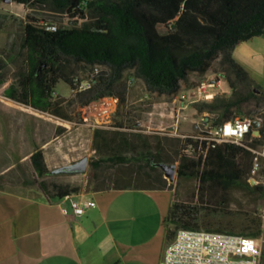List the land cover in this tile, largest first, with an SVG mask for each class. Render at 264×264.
<instances>
[{
  "label": "trees",
  "instance_id": "1",
  "mask_svg": "<svg viewBox=\"0 0 264 264\" xmlns=\"http://www.w3.org/2000/svg\"><path fill=\"white\" fill-rule=\"evenodd\" d=\"M31 10L21 25L25 67L4 96L35 111L69 121L64 100L56 95L59 81L76 92L78 80L65 75V60L94 67L108 66L87 91L76 93L68 104L79 107L88 101L111 95L123 102L112 88L130 70L136 79L159 94L174 93L189 74L206 72L219 56L218 75L226 82L230 96H214L193 103L198 114H206L204 127L221 126L227 121L259 116L264 97L249 74L232 57L234 47L264 35V0H11ZM55 16L71 22L63 26ZM0 18H5L0 16ZM161 26L164 32L157 28ZM1 86V74H0ZM123 123L115 129H95L92 138L94 159L89 162L92 183L99 180L104 163L115 169L106 190H164L172 184L153 163H166L162 156L167 136L128 133ZM200 134V133H198ZM193 135L194 136H197ZM252 147L264 146V137L248 134ZM177 179L191 180L200 195L222 196L233 191L245 194L250 205L264 199V186L248 182L252 153L240 146L186 138L174 139ZM12 179L0 175V192L6 186L35 190L59 200L78 195L79 187L47 183L48 170L38 148L17 164ZM264 174V171H262ZM261 173V174H262ZM8 180V181H7ZM91 183V184H92ZM167 240L180 229L234 234L255 240L264 237V224L257 208L239 221L205 213L197 204L173 199L163 221ZM264 263V250L262 251Z\"/></svg>",
  "mask_w": 264,
  "mask_h": 264
},
{
  "label": "rangeland",
  "instance_id": "2",
  "mask_svg": "<svg viewBox=\"0 0 264 264\" xmlns=\"http://www.w3.org/2000/svg\"><path fill=\"white\" fill-rule=\"evenodd\" d=\"M14 3V2H13ZM7 9V12L4 11ZM31 10L24 6H19L14 3L13 6H5L0 0V175H7L6 179H12L13 175H17V164L24 162L28 156L36 149H40L43 153L44 164L48 171L55 168L71 164L84 157L89 159V162L94 159V152L92 150V131L86 127L75 124L78 113L80 111L79 104L74 103L69 106L68 102L73 99L76 93L81 91L76 90L72 92L70 86L63 81H59L55 87L56 95L64 100L62 107L65 114L70 117L69 121L62 120L58 117L35 111L27 106L14 102L4 96V91L17 80V75L21 69L25 67L26 51L22 46L21 25L24 22L26 15L30 14ZM56 19L63 26H70L71 22L62 16H55ZM159 32H164V29L159 26ZM256 41V40H253ZM252 41L242 42L235 46L234 57L239 59L249 70L251 74L258 79H262L264 70L258 66L256 59L249 60L248 54L256 51V44ZM260 45V44H259ZM264 46V45H263ZM257 52V51H256ZM259 59V58H258ZM65 64V75L83 82L87 80L94 70L95 73H101L108 77L110 70L108 66L97 64L94 67L86 66L77 63L74 60L67 59ZM219 60H214L209 68L210 75L216 79L218 75ZM131 71L125 70L123 77L114 84L112 88L113 94L123 96V102L116 109V112L110 119L109 125L104 129H115L116 123H123L124 131L128 133H137L140 129L137 127L136 120L146 122L149 118L148 112L154 108L153 103H158V107L163 110L166 105H160L163 102H171V93H164L163 95L156 91H150L140 79H136L132 75L133 84H128L127 79L130 77ZM206 79L201 74H192L188 77L186 84L190 86V90L195 91L200 83ZM183 85L185 81H182ZM132 85L137 90H145L151 95L147 102L138 101V96L132 92ZM187 100V98H185ZM196 98L191 97L190 100ZM178 101V100H177ZM201 102V101H199ZM178 104V102H177ZM176 104V105H177ZM193 106V103L190 105ZM193 110L189 109L180 113L177 117L170 118L165 116L158 118L167 125L174 123L177 125V131H184L189 129L184 135L193 136L201 133L204 130L203 125L199 122L198 117L192 116ZM166 115H169L168 113ZM199 122L200 128L198 130H191V120ZM150 134L156 132L149 131ZM171 132V131H170ZM164 130L163 133H170ZM183 135L175 134L174 136H167L168 141L165 142V152L162 156L166 164H175L177 166L178 156L175 153L174 139H183ZM114 168L109 163H104L98 170L99 180L95 184L92 183L91 168L83 175L68 176L56 175L48 176L47 183L49 190L52 184L68 185L71 187H79L80 193H87L93 191L94 186L109 187L112 184V174ZM256 179V178H255ZM7 180V181H8ZM92 183V184H91ZM171 190L169 193L173 199L186 202L190 204H197L205 213L215 215V217L239 221L244 214L250 213L251 210L257 208L262 216L264 224V199L261 200L257 206L250 205L246 199L245 194L240 191H233L222 196H210V194L200 195L196 190L195 183L191 180L177 179L175 175L174 182L171 183ZM255 185V184H254ZM23 188L6 186L0 193V221L4 217L12 216L15 212V201L11 195H28L27 190ZM31 192L30 194H34ZM51 201L54 197L50 198ZM257 244L264 250V237L256 240Z\"/></svg>",
  "mask_w": 264,
  "mask_h": 264
},
{
  "label": "crops",
  "instance_id": "3",
  "mask_svg": "<svg viewBox=\"0 0 264 264\" xmlns=\"http://www.w3.org/2000/svg\"><path fill=\"white\" fill-rule=\"evenodd\" d=\"M5 1L2 0L5 6L14 4ZM4 11L7 12V9ZM249 41L258 47L257 52L248 54L249 60L256 59L263 71L264 35ZM234 50L233 59L247 71L264 97V74L262 79L251 74V70L234 57ZM215 60H219V56ZM209 72L208 69L201 74L210 82L203 92L199 87L192 91L186 82L183 85L181 81L179 88L170 94L171 102L160 104L167 106L165 110L158 107V103H153L155 107L147 113L151 118L146 122L136 120L137 127L145 128L138 132L150 134L149 131L154 130L155 134L164 136L184 135L188 128L177 131V125H167L157 117L169 116L174 119L189 109L193 110L192 116L198 117L204 127L206 114H198L190 105L210 101L216 95L230 96L226 82L219 75L214 79V74L210 75ZM192 74L198 73L192 72L189 77ZM131 91L140 102H147L149 96L153 95L145 90L138 91L134 85ZM191 97L196 99L190 100ZM199 122L191 120L190 129L198 130ZM164 130L171 132L163 133ZM91 131L93 138L94 130ZM22 190H27L28 195H11L13 201L16 200L15 213L0 221V264H158L172 241L166 239L163 225L173 202V197L169 196L173 192L170 189H110L79 193L72 197L80 202L95 203V207L87 209L80 218L73 215L67 200L55 198L51 201V192L45 196L35 190ZM32 191L35 193L30 194ZM62 207L67 209V215L63 214Z\"/></svg>",
  "mask_w": 264,
  "mask_h": 264
},
{
  "label": "built area",
  "instance_id": "4",
  "mask_svg": "<svg viewBox=\"0 0 264 264\" xmlns=\"http://www.w3.org/2000/svg\"><path fill=\"white\" fill-rule=\"evenodd\" d=\"M100 73L91 72L89 78L76 84L78 91H87L92 82ZM128 84H133L132 74L127 79ZM210 84L209 80L202 81L199 90L203 92ZM118 99L105 95L88 101L80 108L75 124L90 130L104 129L109 125L112 115L118 107ZM259 116L227 121L219 127L204 130L193 138L212 143V147L219 144H232L240 146L253 155L252 168L248 182L264 186V146L252 147L253 139H246L248 134L259 137L260 130L264 137V108L259 109ZM253 120L260 122L259 134L253 135L251 123ZM264 140V139H263ZM262 173V174H261ZM256 178V179H255ZM69 202L72 213L80 218L87 209L95 207L92 201H78L72 196L63 198ZM62 212L67 215V209L62 207ZM158 264H264L261 248L255 239L226 233L205 230L180 229L175 233L173 240L167 245Z\"/></svg>",
  "mask_w": 264,
  "mask_h": 264
},
{
  "label": "water",
  "instance_id": "5",
  "mask_svg": "<svg viewBox=\"0 0 264 264\" xmlns=\"http://www.w3.org/2000/svg\"><path fill=\"white\" fill-rule=\"evenodd\" d=\"M6 3H11V0H6ZM253 128V135L257 136L259 134L260 122L257 120H253L251 123ZM174 128L172 127V130ZM89 165V159L84 157L76 162H73L68 165H64L58 168H55L51 171H48V176H56V175H68V176H76L83 175L86 173ZM153 166L160 169L164 175V177L168 180L169 183H173L176 175V165L175 164H166L163 162L153 163ZM251 185H254V182H251Z\"/></svg>",
  "mask_w": 264,
  "mask_h": 264
}]
</instances>
